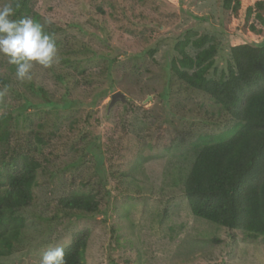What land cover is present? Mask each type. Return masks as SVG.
<instances>
[{"label": "rangeland", "instance_id": "obj_1", "mask_svg": "<svg viewBox=\"0 0 264 264\" xmlns=\"http://www.w3.org/2000/svg\"><path fill=\"white\" fill-rule=\"evenodd\" d=\"M28 10L52 35L59 60L19 82L0 56V111L14 117L10 147H30L41 163L31 206L14 213L25 220L19 242L0 263L40 264L46 250H65L86 231V264H264L263 237L246 239L190 211L182 184L203 142L235 123L169 71L175 44L193 33L216 49L207 77L225 79L233 43L264 42L244 30V9L230 17L221 0H29ZM116 92L127 103L108 111ZM35 134L46 142L39 151ZM88 192L103 196L99 213L57 204Z\"/></svg>", "mask_w": 264, "mask_h": 264}, {"label": "trees", "instance_id": "obj_2", "mask_svg": "<svg viewBox=\"0 0 264 264\" xmlns=\"http://www.w3.org/2000/svg\"><path fill=\"white\" fill-rule=\"evenodd\" d=\"M28 2L13 3L20 18L30 15ZM221 3L230 17L244 9V30L250 36H264V2L245 8L241 0ZM211 42L207 35H185L174 46L178 57L169 71L187 88L212 99L235 125L224 136L203 142L182 192L193 216L241 232L246 239L264 238V42L233 43L227 77L218 80L207 77L216 52ZM188 46L197 50L194 56L186 52ZM13 119L11 112L0 111V259L10 256L19 242L25 220L14 213L31 206L41 168L30 147H10ZM33 138V150L39 151L46 142L38 134ZM103 199L98 192L73 193L57 204L64 211L92 215L105 207ZM87 240L86 231L73 236L64 250L67 264H86Z\"/></svg>", "mask_w": 264, "mask_h": 264}, {"label": "clouds", "instance_id": "obj_3", "mask_svg": "<svg viewBox=\"0 0 264 264\" xmlns=\"http://www.w3.org/2000/svg\"><path fill=\"white\" fill-rule=\"evenodd\" d=\"M2 3V0H0ZM11 3L0 6V56L15 68L19 82L32 79L34 67L51 68L59 60L58 48L51 34L31 17L15 18ZM7 89L0 91L3 95ZM40 264H67L63 247H51L43 254Z\"/></svg>", "mask_w": 264, "mask_h": 264}, {"label": "water", "instance_id": "obj_4", "mask_svg": "<svg viewBox=\"0 0 264 264\" xmlns=\"http://www.w3.org/2000/svg\"><path fill=\"white\" fill-rule=\"evenodd\" d=\"M118 102L122 104L127 103V99H125V95L121 92H116L111 95L110 101L107 106V110L109 111L111 107H113Z\"/></svg>", "mask_w": 264, "mask_h": 264}]
</instances>
